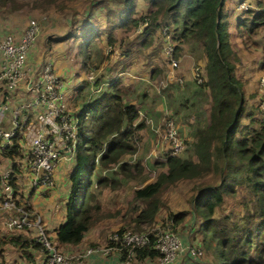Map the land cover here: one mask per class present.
Segmentation results:
<instances>
[{
  "label": "trees",
  "instance_id": "trees-1",
  "mask_svg": "<svg viewBox=\"0 0 264 264\" xmlns=\"http://www.w3.org/2000/svg\"><path fill=\"white\" fill-rule=\"evenodd\" d=\"M116 1L128 8L120 13L126 17L124 29L127 32L139 19L149 16L150 24L143 31L147 35L163 24L169 25L170 29L173 27V39L178 42L174 46L175 57L180 44L199 45L206 64L205 80L198 86L208 90L211 100L208 123L199 125L192 134V154L196 160L192 154L186 157L169 155L163 162L166 170L159 172L154 181L133 190L127 206L137 211L134 218L136 226L140 228V224L154 221L160 207L165 206L159 197L163 190L181 180H195L212 174L214 178L201 185L190 199L191 212L201 221L202 239L211 254L208 264H264V120L254 118L253 112L245 108L243 83L236 76L239 55L230 41L225 0H144L151 9L142 15L135 14L134 0ZM7 2L11 9L23 4L17 0H0V5ZM53 3L61 7L65 0H33L30 6L45 9ZM256 5L257 10L251 9L249 4L247 9L240 10L242 23L249 26L250 33L264 25L263 1H257ZM177 24L180 25L178 28ZM107 43L112 47L115 45L111 34L107 35ZM150 43L152 39L148 35L142 46ZM111 55L109 53L102 58L109 60ZM80 56L81 67L87 68L90 54L86 48L80 51ZM261 69L264 71V58ZM126 96L128 90L117 78L112 80L107 90L75 113V164L69 174L65 220L54 229V234L48 231L59 248L79 244L99 221L113 218L115 213L103 210L99 197L102 190L106 187L117 189L121 180L138 179L144 170L143 163L134 157L140 139L138 133L144 122H138L139 108L128 102ZM243 117H248L250 124L243 125ZM17 138L11 150L0 151V158H9L13 166L14 154L18 153ZM228 201L238 202L242 209L241 216L231 225L228 224L231 212H215ZM141 204L143 206L139 208ZM116 213L121 214V207ZM216 213L221 216L215 217ZM184 217V212L168 214V219L174 224ZM0 232L6 233L0 234V256L7 245H11L24 258L31 259V264H42L43 253L33 239L24 240L15 231L1 228ZM28 247L37 251L39 258H34L32 253L27 254L24 249ZM135 257L138 260L155 259L158 253L144 246L136 249ZM0 264L5 262L0 259Z\"/></svg>",
  "mask_w": 264,
  "mask_h": 264
},
{
  "label": "built area",
  "instance_id": "built-area-1",
  "mask_svg": "<svg viewBox=\"0 0 264 264\" xmlns=\"http://www.w3.org/2000/svg\"><path fill=\"white\" fill-rule=\"evenodd\" d=\"M238 8L247 9L248 4L242 2ZM148 24L150 18L146 16L139 19L136 26L142 29ZM37 32V22L30 20L19 38L10 33L0 38V151L11 150L18 137L15 165L10 164L0 171V210L6 212L5 226L32 232L33 240L43 253L42 264H87L92 255L107 257L114 252L121 256L119 264H130L136 256V249L144 246L158 253L161 264H173L184 247L181 236L169 225L144 231L116 230L108 235L105 245L86 246L83 250L69 252L57 246L42 216L28 208L31 189L42 192L54 186L55 168L64 154L74 151L77 129V119L67 113L62 102V79L56 75L53 65L46 62L37 68L27 61ZM171 32L168 26L160 29L162 39L166 40L162 45L165 46L169 66L165 80L160 82L163 86L183 83V77L178 75L180 60L174 56V48L169 46ZM192 75L198 84L205 80L199 65L193 67ZM24 84V92L31 95L30 99L10 105L12 96ZM258 85L259 107L264 120V71L260 73ZM168 112L167 108L163 109L165 117L160 124L153 126V132L160 145H165L167 156L178 155L185 148L186 136L180 133ZM6 114L9 119L4 127ZM23 176L27 178V187L21 180ZM186 250L199 256L200 248L197 246H187Z\"/></svg>",
  "mask_w": 264,
  "mask_h": 264
},
{
  "label": "crops",
  "instance_id": "crops-1",
  "mask_svg": "<svg viewBox=\"0 0 264 264\" xmlns=\"http://www.w3.org/2000/svg\"><path fill=\"white\" fill-rule=\"evenodd\" d=\"M68 1L71 0H65V6ZM74 2H77L78 5L81 6V9L84 5H81L78 0H72ZM259 1V0H257ZM257 1L255 0H225L224 4V10L229 13V21H228V31L230 33V41L233 43L234 48H236L238 55H239V61L236 63V73L237 68L242 67V76L243 72L247 75V73L252 72V74H249V76L246 77L248 79L247 83V93L245 90V96H248L245 98V108L248 111L252 107L254 108V101L258 99L256 96V88L258 86V78L260 76L261 70V63L264 58V25L260 26L254 33H250L249 26L246 23H242V14L241 9L238 8L239 4L242 2H246L250 5V8L254 7L253 4H256ZM80 2H85V5H87V8L89 9L90 14L87 18L84 19L82 22H78V33L77 29L75 33L69 34V36H75L76 33L78 35V38L76 41L72 44V46L69 44L67 47V50L71 52L72 57H74L77 50H79V56L80 51L83 48L89 49V46H91V42L100 41L102 43L105 41V45L101 46L99 45L96 50L103 51L106 54L112 53L111 57L115 59H118V62H114V66L112 64H109L105 67L107 74L110 76L108 79L102 78H94L92 75V71H95L93 68H90L88 72L85 70L87 68H82L80 63L78 66L75 65L76 60L71 59L68 55H63L61 51L58 48H63L62 45H58L55 47L54 41H50L48 44L49 52H57L59 53L58 56H54L51 53V58L53 60H46L42 62L43 64L46 62H50L53 65L54 71L56 75L61 78L62 80V102L67 110V113L70 114L72 117H75V113L79 111L81 108H83L88 101L98 96L100 93H103L104 90H107L109 87V84L112 83V80L119 78L121 83L127 88V90H130L134 93V100L131 101V103H135L137 105L138 100H136V96L140 97L141 103L139 107V119L143 118L141 121L144 122V125L149 126V129L154 136V139L147 135L145 146L149 147L150 152L149 154H155L159 152V149L154 145L155 142V134L153 132V126L154 118H157V114L161 115V111H163V105L160 107V103L153 101L154 95L152 92H160L159 87H155L153 85L152 81L156 80V78L160 77L164 78L166 71L169 69L168 66V59L166 55L164 54L163 48L159 46V41H162V44L166 43L165 39H162L160 35L159 29H154L151 34H148L151 39L152 43L149 45L142 46V42H146L147 32L143 33L144 27L135 32L134 36L141 37L139 41V47H135L134 49L129 48L130 46V40H134L136 37H132L130 34L133 32V28L136 26H132L131 30L127 32L124 29V23H125V16H121V12H126L128 8L124 7V3H118L116 0H80ZM227 4V5H226ZM134 10L136 15L144 14L146 13L151 7L147 5L144 0H134ZM253 5V6H252ZM252 6V7H251ZM264 6V4H263ZM55 9V7H51V11ZM255 9L257 10L258 7L256 6ZM56 10V9H55ZM70 10V6L68 5L66 9H64L62 12H67ZM58 11V12H57ZM56 12H53V14H60L61 12L59 9ZM109 11V14H108ZM113 11H116L115 14H113ZM62 14V13H61ZM117 21H119L120 24H117ZM94 22V23H93ZM106 23L109 25V27L103 28V24ZM240 26H244L245 31H240ZM79 31L81 33H79ZM111 34L115 38V45L112 47L107 43V35ZM120 35V36H119ZM159 36V37H158ZM157 37L158 42H157ZM59 41V40H58ZM61 40L60 42H62ZM159 44V45H158ZM193 46L183 44V46H180L181 48L178 49L177 57L180 60V66L178 68V75H181L185 82L187 80L189 84H195L196 82L193 80L192 75V69L194 66L199 65L202 68V73L204 75L205 79V73H204V66L206 64V57L201 51V48L198 44H192ZM123 46H126L129 48V50H124ZM109 48V51H108ZM66 49V48H65ZM88 51V50H87ZM132 51L135 53H138L135 57L138 59L141 55L145 58L150 59V62L148 64H145L143 69L147 67L149 64L151 66V71L149 73V78H142L145 83H143V88H139L138 81L135 80L136 76L133 71V74L130 75L129 69L127 66L131 63V55ZM89 52V51H88ZM90 54V53H89ZM81 57V56H80ZM110 57V58H111ZM73 60V61H72ZM90 60V58H89ZM27 61L31 63L29 60V57H27ZM82 62V58H81ZM29 63V64H30ZM34 66L33 64H31ZM42 65V64H40ZM90 65V64H89ZM88 65V66H89ZM64 66V67H63ZM134 67V66H133ZM83 70H79V69ZM111 68V69H110ZM132 70V69H131ZM258 70V71H257ZM76 71L79 72V75L76 74ZM145 72V71H144ZM82 74V76H80ZM144 76V75H142ZM100 79V80H98ZM131 79L133 82H130ZM149 79V80H148ZM152 79V81H150ZM193 81H192V80ZM252 80V81H250ZM81 81V82H80ZM159 81V80H157ZM193 82V83H190ZM247 82V81H246ZM148 83V84H146ZM81 84V85H80ZM83 85L86 86V88L83 89ZM165 87V86H163ZM168 87V85L166 86ZM165 87V88H166ZM170 87V86H169ZM85 89L88 90L86 94H84ZM26 90L25 84L16 92L11 100L10 105L15 106L19 104V102L27 101L30 99L31 95L29 93L24 92ZM258 90V89H257ZM163 91L164 88H163ZM169 92V88L166 89L165 92ZM80 101L81 104L76 106L72 105L74 101H71L70 99L78 96L81 94ZM172 93V92H171ZM169 93V95H171ZM133 96L129 95L128 92V98H132ZM250 98V99H248ZM252 102V104L248 103ZM70 106V108H69ZM255 109V108H254ZM75 111V113H74ZM254 118H256V114L253 115ZM9 119V115L6 114L4 117L3 124L4 127L7 126V121ZM140 121V122H141ZM241 122L243 125L250 124V119L248 117H243L241 119ZM178 127V130L180 133L187 135V132L189 131L188 128L184 127L183 123H180L178 121V124H176ZM144 126L142 130H140L141 134L142 131L145 130ZM147 134V132L145 131ZM26 140L23 139L24 145L26 146ZM15 161V159H13ZM11 160L7 157H1L0 158V171H3L6 166L10 165ZM67 162V163H66ZM65 165L68 164L66 171L63 169ZM74 151L72 153H66L64 156L60 159L58 162L55 171H54V177H55V184L52 188L44 189L42 192L33 190L29 187L30 192L28 193V201L29 205L32 210L40 214L43 218L44 224L46 225L48 231L50 233L54 234V229L61 224L65 220V209H66V201L68 198L69 193V174L74 166ZM22 182L27 187V178L26 176H23L21 178ZM149 182V181H148ZM146 182H144L145 184ZM192 213V212H191ZM5 218H6V212L3 210H0V222L3 224V229H7L8 231H15V234H20L24 240H27L26 236L28 237V240L33 239L30 237V234L33 236L31 231L27 230H16V229H8L5 226ZM104 223V220L100 222L99 225H102ZM98 225V226H99ZM96 227H92L90 230L87 231L85 234V237L83 238L82 242H80L77 245H64L61 246L64 251L72 252V250H83L87 246V241H96L99 239L100 230L95 229ZM99 231L98 234H96ZM14 233V232H13ZM30 237V238H29ZM86 245V246H85ZM182 245L184 247L183 251L181 252L178 259L173 264H208L209 262L206 261L201 262L199 259L200 256H196L186 250L187 246H191V243H186L185 240L182 238ZM60 247V249H61ZM25 251H27V254L32 253L33 257L39 258V255L37 251L32 250L31 247L25 248ZM23 250V251H24ZM28 256V255H27ZM0 259H2L5 264H31V259L24 258L23 255H21V252L11 245H7V249L1 254ZM134 260V261H133ZM211 260V258H210ZM121 261V256L114 252L111 253L107 257H101L92 255L88 261L87 264H119ZM133 261V262H132ZM80 264V263H75ZM130 264H161L159 262V258L155 259H137L134 257Z\"/></svg>",
  "mask_w": 264,
  "mask_h": 264
},
{
  "label": "rangeland",
  "instance_id": "rangeland-1",
  "mask_svg": "<svg viewBox=\"0 0 264 264\" xmlns=\"http://www.w3.org/2000/svg\"><path fill=\"white\" fill-rule=\"evenodd\" d=\"M18 2H23L22 6L19 8L11 9V5L7 2L6 4L0 5V38H2L4 35L10 33L13 34L14 37L19 38L24 30V28L28 25L30 20H35L38 24V32L36 39L34 41L33 46L30 48L28 57L29 60L31 61L30 64H33L37 68H39L43 64L42 62L46 60H53L51 58V53L54 56H58L59 53L57 52H49L48 44H50V41H53L52 44L54 43L55 47L58 45H62L63 48H58L63 55H68L71 59L76 60L77 63H75L76 66L81 65V57L79 56V50L75 53L74 57H72L71 52L67 50V47L69 44L72 46V44L76 41L78 38V22L84 21L85 18H87L90 14L89 9L87 8V5H85V2H78L81 5H84L81 9V6L77 4V2L74 1H68L66 6L65 4L63 6H56L57 4H52L48 6L45 9H33L30 4L33 0H17ZM257 1V0H255ZM263 4H264V0ZM60 2V0H58ZM70 6V10L67 12H62L64 9L67 8V6ZM227 5V4H226ZM254 5V7H252ZM251 9H255L257 6L256 4H253ZM53 10L51 11V7ZM60 10V14H53V12H56L57 10ZM264 9V6H263ZM58 12V11H57ZM62 13V14H61ZM116 11H113V14H115ZM145 14V13H144ZM142 15V14H141ZM94 23V22H93ZM103 24V28L109 27L108 24ZM117 24H120L119 21H117ZM164 26H168L166 24H163ZM162 25V26H163ZM177 24V28H178ZM161 26V24H160ZM161 26V27H162ZM163 26V27H164ZM180 26V25H179ZM161 27H156V29H159ZM77 33L75 36H69V34L73 35L75 33L76 29ZM141 30V28H138L135 26L133 28V32L130 34L132 37H136V41H132L129 48L134 49L135 47H139V41L141 37L134 36L135 32ZM172 32H171V41L169 43V46L171 45L173 48L175 44L178 42L173 39V35H175V31L173 30L172 27ZM179 30V29H178ZM240 31H245L244 26H240L239 28ZM71 32V33H70ZM79 33H81L79 31ZM120 36V35H119ZM159 37V36H158ZM157 37V42L158 38ZM59 40V41H58ZM63 40L62 42H60ZM101 40L95 41L94 43L91 42V46H89V49H87L90 53V65L87 67L85 70L88 72L90 68H93L95 71H92V75L94 78H104L108 79L110 76L107 74V71L105 69L106 66L109 64H114V62H118V59L111 57L109 60H104L102 57L105 56L106 54L103 51L96 50L99 48V45H105V41L100 43ZM264 42V41H262ZM160 44V45H159ZM159 46L163 48L162 41H159ZM103 45V46H104ZM180 46H183V44H180ZM190 46H193L192 43ZM116 47V44H115ZM66 48V49H65ZM124 50H129L126 46H123ZM138 53H135L132 51L131 55V63L127 66L129 69L130 75L133 74V71L135 73V80L138 81L139 88H143V77L144 78H149V73L151 71V66L150 64L143 69L142 66L145 64H148L150 62V59L143 57L142 55L136 59L135 57ZM165 54V53H164ZM72 60V61H73ZM168 61V60H167ZM114 66V65H113ZM134 66V67H133ZM180 66V62H179ZM64 67V66H63ZM111 69V68H110ZM132 69V70H131ZM83 70V69H79ZM242 67L237 68V73L236 76L242 81L244 91L246 90L247 93V83L248 79H246L249 74H252V72L244 74L243 76L241 74ZM145 71V72H144ZM258 71V70H257ZM179 72V71H178ZM167 73V71H166ZM165 73V76H166ZM180 73V72H179ZM76 74L79 75V72L76 71ZM83 73H81L80 76H82ZM144 75V76H142ZM164 78L159 79L160 77L156 78V80L152 79L153 85L155 87H159L160 92H152L154 95V98L152 99L155 102L160 103V107L162 106L163 109L167 108L168 113L171 114L172 119L176 124H178V121L180 123H183L184 127L188 128V132L186 135V145L185 148L182 152L178 153L179 156L181 157H186L187 155L192 154V144L193 143V137L192 134L195 131V129L200 125L204 126L208 123L209 121V112H210V96L208 94V90L205 88H199L198 83L195 84H189L187 80L185 82L183 78V83H170L168 87H163V83H160L161 81L165 80ZM100 80V79H98ZM149 80V79H148ZM159 80V81H157ZM192 80V79H191ZM193 81V80H192ZM247 81V82H246ZM252 81V80H250ZM81 82V81H80ZM130 82H133L131 79ZM147 82V81H146ZM193 83V82H190ZM148 84V83H146ZM81 85V84H80ZM170 86V87H169ZM86 88L85 85L82 87L83 89ZM166 89L169 88V92H165ZM259 85L256 88V96L258 99H256L253 103L254 108L252 107L248 111L253 112V114H256V119H262V115L260 113V107H259ZM88 92L87 89H85L84 94ZM129 95L133 96L132 98H127L128 102H131L134 100V93L130 90H128ZM172 92V93H171ZM171 93V95H169ZM83 93L79 94L78 96L70 99L71 101H74L72 105H80V97ZM136 96V100H138V103L140 105L141 100L140 97ZM248 96H245V98ZM250 99V98H248ZM137 103V105H138ZM249 103V100H248ZM249 104H252L250 102ZM70 108V106H69ZM139 108V107H138ZM75 113V111H74ZM157 118H154V125H158L161 123L162 118L165 116L163 115L161 111V115L157 114ZM143 118L138 119V122H140ZM146 126V125H144ZM147 132V134L145 133ZM150 136L152 140L154 139V136L152 135L149 126L145 127V130L141 132L139 131L138 136L140 137L138 144H137V152L134 155L135 159H139L144 166V170L141 173V176L138 179L135 180H129L123 182L121 180L116 188H110L106 187L102 190L101 195L99 196L101 201L103 202V210L107 211L109 213H115L113 218H106L104 219V223L102 225H99L101 221H99L96 225L93 226L96 227L95 229L100 230L99 234V239L96 241H87V246H94V245H105L107 244V238L108 235L111 234L112 232L119 230V229H128L132 231H144V230H149L152 228H165L168 225L172 227V230L178 233L183 240L186 241V243H191L194 246H197L200 248V253L198 254L200 257L197 260H200L201 262H206L210 261L211 254L208 253V251L205 248V244L203 242L202 236L203 233L201 231V226H200V220H197L194 214L191 213V207H190V199L196 194L197 190L200 188L201 185L207 184L209 181H211L214 177L212 174H209L207 176H203L202 178H196L195 180H181L177 182L175 185L170 186L163 190L161 194L159 195L160 199L162 202L165 204V206H161L160 210L158 211L154 221L150 224L147 223H142L140 224V228H138L135 224L134 218L137 214V211L133 210L131 207L127 206L129 203L132 192L135 188H138L144 184V182H151L154 181L157 174L161 171L166 170V166L164 165L163 162H165L166 156L169 154L166 151L165 145H160V143L157 141V137L155 138L154 145L159 149V152L155 154H149L150 149L149 147L145 146L146 142V137ZM193 159L196 160V157L194 154L191 155ZM128 159V157H126ZM67 163V162H66ZM68 164L65 165L63 164V169L66 171ZM117 166V165H114ZM114 189V190H111ZM116 189V190H115ZM240 192L241 190L238 189ZM241 193V192H240ZM133 201V199H132ZM238 203V202H237ZM237 203H233L228 201L225 203L222 207H218L217 211L215 212H220L222 214L225 213H230L231 217L229 218L228 224H232V222L237 219L238 217L241 216L242 214V209L238 206ZM237 204V205H236ZM143 204L139 205V208H141ZM121 207V214H117L116 210L117 208ZM128 207V208H127ZM103 211V214H104ZM178 212H184L185 217L183 220L179 223H172L170 221V218L168 219V214L170 213H178ZM124 213V214H123ZM123 214V218H122ZM218 216H221L219 213L215 214V217L218 218ZM122 218V219H121ZM196 219V220H195ZM199 219V218H198ZM99 225V226H98ZM0 228L3 229V224L0 222ZM5 231H8L5 229ZM97 232V230L95 231ZM5 233V232H0ZM99 231L96 233L98 234ZM6 234V233H5ZM28 239L27 235L24 236ZM30 237L33 238V236L30 234ZM29 237V238H30ZM86 246V245H85ZM62 250L63 247H61ZM78 250H72V252H77ZM134 261V260H133ZM132 261V262H133Z\"/></svg>",
  "mask_w": 264,
  "mask_h": 264
}]
</instances>
